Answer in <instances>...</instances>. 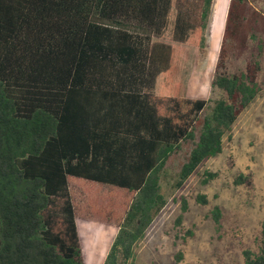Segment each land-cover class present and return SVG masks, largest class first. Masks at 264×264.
<instances>
[{"label": "trees", "instance_id": "1", "mask_svg": "<svg viewBox=\"0 0 264 264\" xmlns=\"http://www.w3.org/2000/svg\"><path fill=\"white\" fill-rule=\"evenodd\" d=\"M254 1L223 11L207 81L196 69L215 0H0V264H85L78 221L118 228L104 264H132L167 205L170 160L192 145L181 189L264 90ZM208 85L224 96L203 117ZM260 244L245 264H264V220Z\"/></svg>", "mask_w": 264, "mask_h": 264}, {"label": "rangeland", "instance_id": "2", "mask_svg": "<svg viewBox=\"0 0 264 264\" xmlns=\"http://www.w3.org/2000/svg\"><path fill=\"white\" fill-rule=\"evenodd\" d=\"M217 1L206 34L208 53L196 69L207 81L215 73L225 29L223 11L227 16L230 3L221 0L222 11L216 16ZM254 5L264 13V0H255ZM218 32L213 50V36ZM192 53L190 72L195 65ZM245 64V59L230 62L229 71L238 72ZM263 77L264 72L260 80ZM223 96L210 85L201 90L200 98L210 100L203 117L211 115ZM191 150L192 145H187L170 160L161 183L167 205L137 245L132 264H245V251L259 252L264 220V90L225 135L222 153L202 164L179 189V174ZM207 173L216 177L211 179ZM240 177L251 184H237ZM199 195H205L208 204L198 203ZM184 202L189 210L178 225ZM217 210L221 212L219 222ZM77 225L85 264H104L119 229L84 221Z\"/></svg>", "mask_w": 264, "mask_h": 264}]
</instances>
